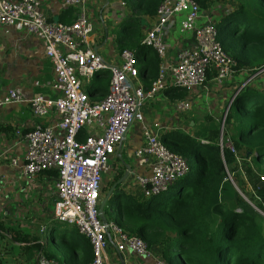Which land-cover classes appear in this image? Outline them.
I'll return each instance as SVG.
<instances>
[{"label": "built area", "instance_id": "built-area-1", "mask_svg": "<svg viewBox=\"0 0 264 264\" xmlns=\"http://www.w3.org/2000/svg\"><path fill=\"white\" fill-rule=\"evenodd\" d=\"M87 2L61 0L62 9L76 10L74 21L64 24L49 21L39 0H0V26L31 36L40 43L54 75L50 87L57 93L54 98L36 96L24 100L19 89H11L0 99V107L26 103L38 119L52 114L58 117L54 125H36L24 135L27 148L23 160L11 159L10 167L17 169L18 180L56 171L53 210L48 222L65 224L84 236L91 247L90 264H115L108 256L109 250L121 259L129 252L147 259L148 264H166L159 252L148 250L138 238L124 234L114 223L99 219L103 181L113 173L111 161L117 147L132 124L140 127L142 145L134 152V163L137 168L149 165L150 174L137 176L135 180L144 198L160 195L186 173L187 164L183 158L170 153L160 142V136L145 125V106L168 87L180 92L204 87L207 73L214 74L215 86L245 73L246 85L255 83L264 74V68L238 70L236 62L217 42L219 31L215 22H203L202 11L194 0H162L153 24L143 35L144 46L159 61L157 80L144 90L137 72L143 55L123 50L117 53L114 65L94 51L98 46L93 40L94 25L88 17ZM174 28L179 34L189 35L192 45L171 63L165 40ZM101 78L108 81L105 95L90 96L87 88L93 80ZM232 101L233 98L216 119L221 134ZM172 105L182 115L192 109L189 100L175 101ZM80 135L84 136L83 140L79 139ZM201 144L205 146L208 142L201 141ZM39 231L47 233L46 225L39 227ZM36 262L58 264L41 257Z\"/></svg>", "mask_w": 264, "mask_h": 264}, {"label": "trees", "instance_id": "trees-1", "mask_svg": "<svg viewBox=\"0 0 264 264\" xmlns=\"http://www.w3.org/2000/svg\"><path fill=\"white\" fill-rule=\"evenodd\" d=\"M161 1L121 0L129 14L120 22L123 35L117 34L113 40L118 54L128 50L143 55L137 72L144 90L157 80L159 64L155 53L143 44L144 23L155 18ZM194 1L200 9H206L210 0ZM227 1L226 13L215 18L218 44L236 62L238 70L263 67L264 0ZM213 76L207 73V81ZM105 80L101 83L102 78L97 79V87H93L92 81L88 94L104 96L108 88ZM256 83L245 85L233 97L222 134L220 123L205 116L194 137L178 131L159 137L170 153L186 160V173L165 192L151 198L142 196L132 200L122 195L121 185H117L109 202L116 201L119 216L108 214V218L104 206L101 222L114 223L124 234L138 238L148 250L157 248L166 264H264V239L259 226L263 217L247 212L246 202L233 186L234 183L240 192L245 185L250 186L249 201L264 214V181H261L264 176V88H258V80ZM172 90L171 94H176L172 99L187 98V93ZM79 139L83 140L84 136L80 135ZM201 141L208 145H202ZM226 142L231 149L224 146ZM241 151L249 155V161L241 158ZM116 160L122 163L121 159ZM118 166L112 181L101 191L107 192L124 175L126 167ZM50 175L57 177L56 171ZM120 199L125 203L119 202ZM5 230L11 244H24L20 250L29 257L32 251L40 249L36 243L41 238L0 222V231ZM35 234L44 236V242L49 236L39 229ZM48 240L54 244L55 237ZM57 245L64 250L63 259L46 242L43 252L47 260L58 264L92 262L90 244L75 228H66L58 237Z\"/></svg>", "mask_w": 264, "mask_h": 264}, {"label": "crops", "instance_id": "crops-1", "mask_svg": "<svg viewBox=\"0 0 264 264\" xmlns=\"http://www.w3.org/2000/svg\"><path fill=\"white\" fill-rule=\"evenodd\" d=\"M5 1L15 2L17 0ZM39 1L41 10L49 21L64 24H70L74 21L76 10L62 9L60 6L61 0ZM102 5L104 7H114L109 10L113 12V17L119 14L115 10L116 8L124 7L120 0H102ZM92 6V0H88L86 10L89 19L93 22V16L90 13ZM208 10L210 11L211 8ZM101 16H98L99 19H101ZM215 18H217L216 15H207L204 17L203 22L213 21ZM153 22V19L145 21L143 35L146 30H149ZM165 43L169 48V61L171 63L175 62L181 51L189 49L192 45L191 37L179 34L176 29L166 38ZM99 49H101L102 57L105 60L111 64H117L118 54L115 50H107L106 41ZM242 78L246 79L245 73L238 74L232 81L222 86H215L211 78L204 87L183 92L187 93V98L184 100H189L192 105L194 103V106L198 107L197 109L202 115V119L198 120V125L203 122L205 116L218 119L220 113L225 110L230 100L238 92L240 87L236 82H239V79ZM257 80L259 82L258 88H264V76L258 77ZM53 81L54 75L51 65L45 58L40 43L31 36H25L12 28L0 26V99L11 89H19L24 100H30L36 96L54 98L57 93L50 87ZM36 83L38 86H36ZM172 89L168 87L162 95L156 97V100L145 106L143 109L144 123L152 133L158 134L160 137L173 131L191 136V133L185 131V125L188 123L191 126L192 122H184L182 114L177 113L173 108L172 104L175 101L182 100L172 99L176 97V94H171ZM57 119L58 117L53 114L44 119L34 117L26 103H15L0 107V222L6 223L9 227L16 226L30 236L41 238L36 243L40 246V249L32 251L29 257L20 250L21 247H24V244H11L7 230L0 231V264H36L38 257L47 260L43 252L46 242L43 241L41 235L35 234L38 231L35 226L39 223L36 222L35 225L26 215L17 213L15 208L20 202L24 204L26 201L29 203L34 201L36 199L34 194L44 191L48 195V190L53 193V184L56 178L50 175L53 171H49V173L44 172L37 176L18 180V171L16 168L10 167V160L13 158L19 159L20 162L23 160L27 148L24 135L30 132L34 126H51L56 123ZM124 141L126 142L124 143ZM141 145L142 137L140 127L137 125L130 137L125 136L122 143L117 147L114 158L121 159V165L130 167L127 178H130L133 182H123L120 186V192L132 200L142 197L141 189L135 181L136 177H148L150 174L149 165L141 168L135 167L134 152ZM111 166L113 169L111 177H114L119 166L117 163L114 165V162L111 163ZM111 177L106 182L112 181ZM103 187L104 185L102 189ZM105 194L106 192L101 191V200ZM17 220H20V222H17ZM150 250L159 252L157 248ZM108 256L115 264H148L147 259L129 252L121 259L114 251L109 250Z\"/></svg>", "mask_w": 264, "mask_h": 264}, {"label": "rangeland", "instance_id": "rangeland-1", "mask_svg": "<svg viewBox=\"0 0 264 264\" xmlns=\"http://www.w3.org/2000/svg\"><path fill=\"white\" fill-rule=\"evenodd\" d=\"M92 2H93V6L90 8V13L93 16V25H94L93 40L97 42L98 47H102L103 43L106 41L107 50L114 51L115 48L113 45V40L117 34L123 35V32L121 33L122 30L119 29L120 22L126 15L129 14V12L127 9H125V7H118L119 9L116 8L115 10H117L119 14L113 17V12H110L109 10H112L114 7H104V5H102V0H92ZM227 6H228L227 0H210L207 3V6H206L207 8L201 9L203 11L202 15L204 17L207 15H216V17L218 18L222 16L221 13H226L227 8H228ZM210 8L211 10L209 11L208 9ZM99 15H102L101 19H99L98 17ZM213 22H215V19L212 21V23ZM98 52L100 55H102L101 49H99ZM261 76L263 77L264 74H262ZM105 81H106L105 79H102L101 83H105ZM245 82H246V79L242 78V79H239V82H236V83L238 87L240 86L242 87V86H245ZM97 83L98 81L96 79L93 80V87H97L99 84ZM249 84L250 83L248 82V84L246 85H249ZM95 99H98V98H95ZM197 108L198 107H195L193 103L191 111L186 115H182L184 122L186 123L188 121L192 122L191 126H189L188 123L185 125V131L191 133L192 137L196 135V130L198 127V120L202 119V115L200 114L199 109ZM223 111L220 113L219 117L222 116ZM136 126H137L136 124H132L130 126L126 137H130V134L134 131ZM126 141H124V143ZM224 146L227 148H230V143L226 142ZM240 156L242 159H245L246 161H249L250 159L249 155L245 151H241ZM112 162H114V165H116V163L117 165L121 164V161H118L116 159H114V161L112 160L111 163ZM238 163H240L241 165L242 160L239 159ZM111 175L112 173L104 177V181H103L104 186L107 183L106 180H109L110 179L109 177H111ZM261 179H260L261 181H264V176L261 177ZM125 181L133 182V180H130V178H127ZM233 186L237 190L239 195L242 197V199L246 202L247 206L245 209L247 210V212L252 213V214L255 213L263 217V221L259 223V226H260L261 235L263 236V239H264V214L249 201V197H251L252 195V189L250 188V186L245 185L244 191L240 192L237 189V187L234 185V183H233ZM48 191H49L47 192L48 195H46L44 191L40 192L39 194H34L36 199L30 203L28 201H26L24 204H22L21 202L18 203L17 207L15 208V211L17 213H21L22 215H26L29 218V220L32 221V223L34 224L36 222L39 223L38 225H36L37 223L35 224L36 225L35 228L37 230L40 226L42 227V225H46V229L48 230L47 233L49 234L48 239L52 236L55 237L54 244H51L48 239L46 240V242H48V247L51 248L53 251H55V253L60 259H63L64 250L61 249L57 245V239L65 231V229L68 228L69 226L59 223L54 220L51 222H48V218L52 215L53 200H54L53 193L50 190ZM119 202H123V199H120ZM117 208L118 207H117L116 201H112V202L108 201L105 205V210L107 211V217L109 218V215L118 217L119 214H118ZM17 222H20V220H17ZM42 238H44V236H42Z\"/></svg>", "mask_w": 264, "mask_h": 264}, {"label": "water", "instance_id": "water-1", "mask_svg": "<svg viewBox=\"0 0 264 264\" xmlns=\"http://www.w3.org/2000/svg\"><path fill=\"white\" fill-rule=\"evenodd\" d=\"M99 47L94 48V51L98 53ZM130 172V167H126V171L124 175L121 177V179L114 185L112 186L105 194L104 198L101 200L99 207H98V216L99 219L103 221L104 215H103V208L106 205V203L109 201L110 197L112 196V192L114 191L115 187L117 185H121L128 177V174Z\"/></svg>", "mask_w": 264, "mask_h": 264}]
</instances>
